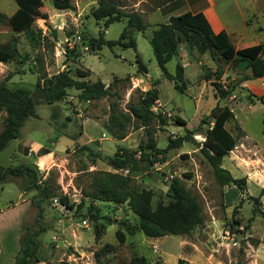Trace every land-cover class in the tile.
Segmentation results:
<instances>
[{
	"label": "rangeland",
	"instance_id": "374dc122",
	"mask_svg": "<svg viewBox=\"0 0 264 264\" xmlns=\"http://www.w3.org/2000/svg\"><path fill=\"white\" fill-rule=\"evenodd\" d=\"M101 1L141 16L146 30H131L123 39L126 44L133 41L134 49L90 48V40L100 33L105 40L118 39L126 25L125 19L107 26L103 20H95L92 11ZM71 4V9L57 10L50 0H42L32 17L31 40L23 32L11 30L6 19L0 21V46L13 44L20 56L0 62V82L28 88L39 102L37 117L28 118L19 137L0 152V165L34 164L56 195H65L69 204L74 203L73 209L65 208L58 197L43 203L39 221L46 230L37 239L36 264H125L133 256H144L148 264H264V217L255 210L264 212V108L246 111V106L257 102L241 86L248 70L246 63L219 60L217 64L198 41L191 46L179 41L175 55L166 64L170 75L175 74L177 65L183 68L184 90L179 92L158 68L148 39L170 16L190 12L187 0H71ZM16 9L14 0H0V12L6 18ZM218 67L222 75L215 80ZM76 70L87 72L83 80H99L109 86L114 95L85 101L79 99V91L68 89L64 100L41 103L35 83L43 74L49 77L69 71L80 80ZM214 83L233 89L221 99ZM146 90L157 93L151 110L158 117L148 127L132 122L126 136L115 139L104 129L111 111L127 112L129 103L136 102L139 92ZM215 106H227L232 111L225 128L236 140L221 167L235 179L244 178L243 185L220 186L200 151ZM176 118L185 124L178 125ZM4 119L0 110V131ZM189 131L192 139L167 149L159 156L162 160L143 173L130 174L132 188L151 192L152 209L158 202L168 203L173 179L184 185L199 203L204 218L188 234L147 237L136 230L138 218L127 201L101 202L82 195L81 189L90 187L92 173L128 175L127 170L115 171L94 154L105 158L119 148L137 149L149 135L157 148L164 149L169 138L185 136ZM27 186L26 177L9 176L0 181V264L14 263L24 227L38 228V208L32 203L35 191ZM81 200L83 206L76 208ZM91 213L100 217L97 223L103 226L98 239ZM126 226L135 228L134 233L129 234Z\"/></svg>",
	"mask_w": 264,
	"mask_h": 264
},
{
	"label": "trees",
	"instance_id": "16d2710c",
	"mask_svg": "<svg viewBox=\"0 0 264 264\" xmlns=\"http://www.w3.org/2000/svg\"><path fill=\"white\" fill-rule=\"evenodd\" d=\"M17 9L8 18L0 12V21H8L11 30L23 32L27 39L31 40L33 14L42 6V0H14ZM54 9L68 10L72 8L71 0H50ZM92 17L95 20H103L104 25L112 22L126 20V25L121 31L118 39L105 40L102 33L97 38L90 40V48L99 50L103 45L109 49L119 46L124 48H135L133 41L124 43L123 39L129 31L143 32L147 25L141 16L133 11L121 10L116 4L108 1H101L93 9ZM183 42L187 46L199 42L205 47L214 61L219 60L224 63L232 61L244 62L250 70L251 75L241 78L258 79L264 77V42L247 48L236 50L230 37L225 32L213 33L209 23L201 12H185L176 16H170L167 23L160 24L152 31L148 43L151 47L158 68L163 75L173 82L174 88L182 92L183 68L176 66L175 74L170 75L166 70V64L171 60L177 51V42ZM19 53L13 44L0 46V62H8L18 59ZM77 80L69 71L57 73L52 76L43 74L35 83L36 92L39 94L41 103L54 104L64 100L68 89L79 91V99L90 101L99 100L106 96L114 95L109 92V86H105L101 81L89 82L83 80L88 74L83 70H76ZM215 80H219L222 75L220 67L214 73ZM128 79V78H126ZM118 81V79H115ZM177 82H180L178 85ZM214 88L219 98L227 97L233 88L225 89L218 83H214ZM256 99L264 108V99L249 94ZM155 90L139 92L136 102H130L127 112L112 110L104 129L117 140H122L126 136L127 128L132 122H137L139 127H148L151 122L158 117L151 110L152 105L157 100ZM39 102L35 99L31 91L26 87H10L6 82H0V110L5 113L4 125L0 131V152L3 151L11 141L20 135V128L30 117H37L35 107ZM112 107L115 104L111 105ZM113 109V108H112ZM212 125L207 128L204 141L200 146V151L213 169L214 177L220 186L233 184L243 185L244 178L235 179L224 168L221 161L236 144L235 138L225 128V123L233 117L232 111L227 106H215L210 111ZM161 123L164 121L161 119ZM178 125L185 122L176 118ZM264 134V117L262 119ZM192 136L189 131L187 135L175 139H168L167 147L157 148L151 135L148 136L144 144H140L137 149L128 150L119 148L112 156L103 158L100 154H94L97 159L106 160L108 165L115 171L127 170L128 175L113 172H95L90 174L91 183L89 188H82L81 193L85 198L101 202L124 203L127 201L131 211L137 216L139 230L147 237H164L168 235H186L192 229L202 224L204 218L199 203L193 195L178 180L173 179L170 184V200L168 203L158 202L154 209L150 206L151 192L137 191L130 185V174L143 173L146 168L153 166L162 160L159 156L164 154L169 148L179 147L183 142L188 141ZM83 149L89 150L88 146ZM9 176L26 177L28 181L27 189L35 191L32 203L38 208L35 219L38 228L24 227L25 232L19 239V251L14 258L13 264H36L39 260L36 252L38 249V236L46 230V226L39 220L42 218L43 203L58 197V201L67 209H73L74 203L69 204L65 195H56L54 188L49 184L48 179H42L37 167L34 164L16 165L3 167L0 165V181ZM26 189V190H27ZM257 203V198L253 199ZM84 201L81 200L76 208H81ZM264 217V212L255 208ZM90 219L95 223L93 233L96 239L102 235V225L97 221V215L91 213ZM127 232L133 234L135 228L126 226ZM96 256V255H95ZM97 257V256H96ZM125 264H148L144 256H133Z\"/></svg>",
	"mask_w": 264,
	"mask_h": 264
},
{
	"label": "crops",
	"instance_id": "0c3cea01",
	"mask_svg": "<svg viewBox=\"0 0 264 264\" xmlns=\"http://www.w3.org/2000/svg\"><path fill=\"white\" fill-rule=\"evenodd\" d=\"M186 7L192 14L201 12L213 33L225 32L236 50L264 42V0H187ZM250 75L246 70L244 77ZM241 86L264 99V77L243 80ZM256 108L263 106L257 101L246 111Z\"/></svg>",
	"mask_w": 264,
	"mask_h": 264
}]
</instances>
